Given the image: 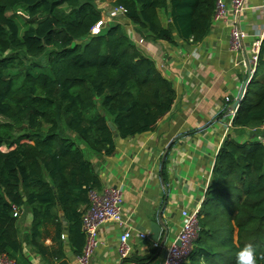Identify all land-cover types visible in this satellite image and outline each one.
<instances>
[{
	"label": "trees",
	"instance_id": "trees-1",
	"mask_svg": "<svg viewBox=\"0 0 264 264\" xmlns=\"http://www.w3.org/2000/svg\"><path fill=\"white\" fill-rule=\"evenodd\" d=\"M97 1L0 0V255L13 264L23 260L24 244L55 257L56 249L48 252L42 242L48 227L59 254L64 231L72 247L82 237L80 255L88 194L101 188L90 158L110 156L115 135L123 140L153 131L175 100L172 84L137 49L128 25L154 42L174 45L177 36L199 43L217 0H115L125 11L115 18L121 20L92 35L103 18ZM17 10L26 24L22 32L7 15ZM160 12L169 16L166 26ZM263 54L261 48L257 68ZM263 126L264 81L254 75L232 135L229 130L216 155L183 264H236V252L249 244L264 264V144L253 134L242 141L246 130L264 137ZM26 214L25 243L20 225Z\"/></svg>",
	"mask_w": 264,
	"mask_h": 264
},
{
	"label": "crops",
	"instance_id": "crops-1",
	"mask_svg": "<svg viewBox=\"0 0 264 264\" xmlns=\"http://www.w3.org/2000/svg\"><path fill=\"white\" fill-rule=\"evenodd\" d=\"M114 2L97 1L103 18L114 8ZM225 3L230 6L229 0ZM159 21L162 26L170 23L169 16L163 12L159 13ZM238 26L248 34L244 41L247 51L264 26V0H246L245 10L238 17ZM127 28L137 49L151 58L170 81L175 100L153 131L123 140L115 138L110 156L90 158L101 184V188L94 191L100 192L107 187L121 190L122 213L131 229L128 241L131 253L125 260H120L116 249L121 231L111 222L101 225L99 244L90 264H162L166 249L179 231L180 212L202 207L214 161L223 142L228 108L247 79L246 71L233 67L234 54L229 50V26L225 22L212 19L207 36L199 43L175 36L174 45L147 40L136 33L133 26ZM245 57L243 54L242 58ZM260 68L263 70L258 78L264 81V54ZM220 114L223 116L219 118ZM229 132L232 135V131ZM58 214L59 222L66 230L65 219ZM159 214L168 233L160 247L161 234L155 248L152 243L144 244L145 240L138 235L147 236L149 225L157 221ZM21 220L26 243L30 214ZM47 232L49 236L42 242L48 252L52 247L56 249L55 257L46 255L43 258L24 244L20 264H77V252L83 238L76 239L77 245L72 247L64 231L59 254L57 245L52 242L54 228L48 227Z\"/></svg>",
	"mask_w": 264,
	"mask_h": 264
},
{
	"label": "built area",
	"instance_id": "built-area-1",
	"mask_svg": "<svg viewBox=\"0 0 264 264\" xmlns=\"http://www.w3.org/2000/svg\"><path fill=\"white\" fill-rule=\"evenodd\" d=\"M226 0H217L213 15L214 22H225L229 26L230 52L234 54L233 67L241 68L247 73L248 82L254 77L258 66L259 54L264 43V26L258 32L256 37L250 42L247 51L244 48V41L248 34L242 31L238 26V17L245 10L246 0H229L230 6L227 7ZM255 9H258L257 7ZM125 11L121 7H114L107 17L91 29V34H98L99 30L108 21H112L118 15H123ZM242 54V55H241ZM243 54L246 56L242 58ZM235 112L227 114L226 122L223 126L222 137L227 135L231 129V123ZM256 140L264 144V137L258 136ZM90 201L89 209L82 215L81 230L85 237V244L79 256L76 257L77 264H90L94 252L98 247V229L105 222L114 223L121 231L118 237L117 256L120 260H125L131 253L128 244L131 238V229L123 216V199L119 188L107 187L100 192L91 191L88 194ZM15 210V209H13ZM199 208L193 210H182L180 212L181 225L175 238L166 249L165 258L162 264H183L186 262L192 244L197 237L198 232V214ZM141 240L146 239L145 234L138 235ZM155 248L158 244H153ZM0 264H13L4 256L0 255Z\"/></svg>",
	"mask_w": 264,
	"mask_h": 264
},
{
	"label": "water",
	"instance_id": "water-1",
	"mask_svg": "<svg viewBox=\"0 0 264 264\" xmlns=\"http://www.w3.org/2000/svg\"><path fill=\"white\" fill-rule=\"evenodd\" d=\"M249 71H247L248 73ZM248 84V80L246 79L241 87H240V90L238 92V95L236 97V99L234 100V102L229 106L228 108V112L227 114L230 112H236L238 106H239V103L241 102L243 96H244V92H245V88ZM111 131H113V127L111 125H109ZM117 137V135H115V138ZM163 233V234H162ZM167 233H168V230H167V227L163 224L162 220H161V214H159L158 218H157V221L155 223H151L149 225V231H148V234H147V237L144 241V244L145 243H152V244H157L159 242V239L161 237V234H162V238H161V241L159 242V245L160 247L163 245L164 241H165V238L167 236Z\"/></svg>",
	"mask_w": 264,
	"mask_h": 264
},
{
	"label": "rangeland",
	"instance_id": "rangeland-1",
	"mask_svg": "<svg viewBox=\"0 0 264 264\" xmlns=\"http://www.w3.org/2000/svg\"><path fill=\"white\" fill-rule=\"evenodd\" d=\"M7 15L9 16V18L13 19L17 23V25L20 27V31L21 32L25 29L26 24L24 23V17H23L22 11H20V10H17V11H8L7 12ZM260 66L257 68V71H256L255 76H260L259 74L262 73L261 71L263 69L260 68ZM0 123H3V120L2 119H0ZM246 131L247 132L244 133L245 139H248L250 137V134H253L255 137H257V136H259V135L262 134L261 132L260 133L257 132V131L255 132V130H250V131L246 130ZM262 131H264V129ZM1 150L6 151L4 147L1 148Z\"/></svg>",
	"mask_w": 264,
	"mask_h": 264
},
{
	"label": "clouds",
	"instance_id": "clouds-1",
	"mask_svg": "<svg viewBox=\"0 0 264 264\" xmlns=\"http://www.w3.org/2000/svg\"><path fill=\"white\" fill-rule=\"evenodd\" d=\"M236 264H258V257L252 245H246L235 254Z\"/></svg>",
	"mask_w": 264,
	"mask_h": 264
}]
</instances>
